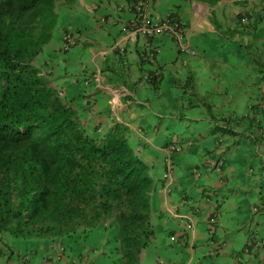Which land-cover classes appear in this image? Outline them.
Returning <instances> with one entry per match:
<instances>
[{
  "label": "crops",
  "instance_id": "crops-1",
  "mask_svg": "<svg viewBox=\"0 0 264 264\" xmlns=\"http://www.w3.org/2000/svg\"><path fill=\"white\" fill-rule=\"evenodd\" d=\"M59 2L67 11L78 3L100 32L67 53L58 50L62 37L49 44L59 56L54 77L66 81L67 95L77 103L85 92L97 97L93 119L103 128L119 123L134 130L148 146L144 156L156 159L158 176L165 147L182 146L173 155L171 189L162 182L154 194L156 236L141 264H264V0H152V16L184 24L194 56L168 36L123 31L135 17L131 0ZM120 3L124 8L115 9ZM95 27L84 23L77 31L82 37ZM152 41L161 49L155 63L142 60ZM156 68L159 80L142 78L144 69ZM189 79L192 94L185 90ZM157 113L159 129L148 133ZM256 241L258 248L246 253Z\"/></svg>",
  "mask_w": 264,
  "mask_h": 264
},
{
  "label": "trees",
  "instance_id": "trees-1",
  "mask_svg": "<svg viewBox=\"0 0 264 264\" xmlns=\"http://www.w3.org/2000/svg\"><path fill=\"white\" fill-rule=\"evenodd\" d=\"M59 1L0 0V254L21 253L5 264H141L156 236V159L128 126L93 119L97 97L85 92L77 103L54 77ZM61 37L60 53L80 43L67 28ZM160 50L152 41L142 60L155 63ZM175 145L164 149V178Z\"/></svg>",
  "mask_w": 264,
  "mask_h": 264
},
{
  "label": "built area",
  "instance_id": "built-area-1",
  "mask_svg": "<svg viewBox=\"0 0 264 264\" xmlns=\"http://www.w3.org/2000/svg\"><path fill=\"white\" fill-rule=\"evenodd\" d=\"M133 8L138 14L123 26V31L134 33L136 36L139 35L144 38L152 35L170 33L177 37V45L180 50L192 54L195 53V49L190 45L188 36L184 35L185 31L178 21L170 18H153L148 11L147 0H134ZM245 19L246 17L243 18V20ZM69 40L73 41L71 37H69ZM66 47L68 46L66 45ZM167 163H171L170 157Z\"/></svg>",
  "mask_w": 264,
  "mask_h": 264
},
{
  "label": "rangeland",
  "instance_id": "rangeland-1",
  "mask_svg": "<svg viewBox=\"0 0 264 264\" xmlns=\"http://www.w3.org/2000/svg\"><path fill=\"white\" fill-rule=\"evenodd\" d=\"M152 4H153L152 0H149L147 2V7H148L149 13L153 12ZM114 6H115V9H117V5L115 4ZM58 10H59L58 27H57V29L55 31V35L53 36V39H52V42L54 44H56L60 40L61 35H62V29L64 27H67V29H70L71 31H73V30L74 31H77L78 28H80V26L83 25L84 23H89L90 26H92V28L97 25V23L95 22V20L86 19V15L83 14V10H82V8L80 7V5L78 3H77V6L74 9H69V11H67V6H66V2H65L64 3V7L59 6L58 7ZM97 26L94 28L95 30L93 29V31L91 33H82V37H81V35L79 33L81 45H86L87 44L86 43V41H87L86 35L87 34H90V36H93L94 32H99L98 30H96ZM95 37L98 38V36H95ZM78 46H80V45L78 44ZM70 77H73V75H71ZM62 83H63V86L66 85V81L63 82V80L61 78L59 84H62ZM78 87L79 88H83V85H79ZM65 91H66V89H65ZM87 116H89V115H87ZM89 122H92V121H89ZM169 148L170 147H168V149ZM166 151H168V150H166ZM179 152L180 151L173 152L174 153L173 155H175V154H177ZM176 172H177V169L175 167V169H174V177H176ZM162 173L159 176L160 179H161L160 181H161V183L164 182L166 184L169 181V178H164V176L162 175ZM171 187H172V184H171ZM158 200H159L158 197L152 196V201H153V207L154 208H157ZM108 250H111V248H108ZM113 253L114 252H112V254ZM97 255H98L97 253H93V255H90V257L91 258H97ZM75 264H79V263L77 262Z\"/></svg>",
  "mask_w": 264,
  "mask_h": 264
},
{
  "label": "clouds",
  "instance_id": "clouds-1",
  "mask_svg": "<svg viewBox=\"0 0 264 264\" xmlns=\"http://www.w3.org/2000/svg\"><path fill=\"white\" fill-rule=\"evenodd\" d=\"M148 1H149V0H147V2H148ZM133 2H134V0H131V3H130V7H131V9H134V8H133ZM118 6H120V8L123 9V8H124V3H120ZM261 14H262V16L264 17V8L261 10ZM150 15L152 16L151 13H150ZM134 16H135V14H134ZM152 17H153V18H156V17H154V16H152ZM245 17H246V19L243 20V18H245ZM165 18H170V19H172V20H176V21H178V22L181 24V26L183 27V29H184L186 35L188 36V39H189L190 45L195 49V53H194V54H192V53H188V52H184V54L191 55V56L196 55V53H197V49L191 44V41H192V40L189 38V34H188V31H187V28L184 26V24H183L179 19H177V18H175V17H173V16H167V17H165ZM159 19H164V18H159ZM240 21L246 23V22H248V17H247L246 15H243V16L240 18ZM99 22H102V23H103V22H106V17H105V16H101V17L99 18ZM73 32H75V35H79V33H78L77 31H74V30H73ZM155 36H159V35H155ZM145 38H146V37H145ZM177 47H178V45H177ZM142 78H143L144 80H147V81H152V80L155 81V80H159V79L161 78V76H160V70H159L158 68H156V69H152V70H149V71L145 72L144 74H142ZM84 83H85V80H84ZM181 148H182V146H181L180 144H177V145H175V146H170V148L167 149V150H168L167 152L170 153V151H174V152H176V151H180ZM222 164H224V161H223L222 159H219V160L217 161V163H215V168L219 170V169L221 168V165H222ZM169 168H170V169H169ZM167 171H168V173H172L171 176H170V178H169V181L167 182V183H168L167 187H169V186L172 184V182H173V162H171L170 164L167 163ZM210 220H211V222H215V221H216L215 217H211ZM193 225H194V224H192L191 226H193ZM210 232H211V231H210ZM211 233H212V232H211ZM172 238H173V239H176V236L174 235V236H172ZM10 243H11V242H10ZM16 243H17V242H16ZM3 246H5V245L0 241V248L3 247ZM257 248H258V243H257V241H256L254 247L251 248V250L246 251V253H251L253 249H257ZM246 250H248V248H246ZM6 255H7V256H6ZM18 255H21V253H17L16 250H15L14 253H12L10 256H9L7 253H5L4 255H3V254H0V264H5V263L10 262V261L13 260L14 257H16V256H18ZM28 256H29V254H27L24 258H26V257H28ZM41 261H42V258H41V260L39 261V262H40L39 264H48L47 262H43V263H42ZM28 264H38V262H37V263L30 262V263H28Z\"/></svg>",
  "mask_w": 264,
  "mask_h": 264
}]
</instances>
